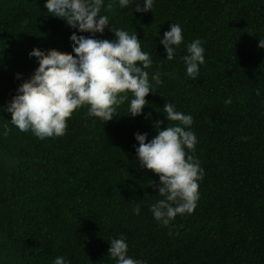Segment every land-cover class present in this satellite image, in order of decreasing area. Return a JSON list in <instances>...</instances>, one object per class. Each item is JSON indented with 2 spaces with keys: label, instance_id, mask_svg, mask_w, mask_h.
<instances>
[{
  "label": "trees",
  "instance_id": "obj_1",
  "mask_svg": "<svg viewBox=\"0 0 264 264\" xmlns=\"http://www.w3.org/2000/svg\"><path fill=\"white\" fill-rule=\"evenodd\" d=\"M45 3L0 0V264H54L57 257L116 264L107 253L119 238L127 256L144 264H264V0H153L143 13L136 6L144 0L125 7L114 0L111 11L101 10L109 26L95 35L115 39L112 26L138 36L153 61L149 103L132 117L129 93L108 122L84 106L63 136L40 139L14 126L6 106L38 67L33 48L71 53V34H82ZM172 23L183 42L168 60L160 41ZM196 39L205 51L193 78L183 57ZM165 103L193 118L186 130L197 143L185 151L203 170L194 211L167 226L150 210L164 197L150 184L159 176L141 166L135 139L137 132L155 137L157 121L161 128L178 123L167 121Z\"/></svg>",
  "mask_w": 264,
  "mask_h": 264
},
{
  "label": "clouds",
  "instance_id": "obj_2",
  "mask_svg": "<svg viewBox=\"0 0 264 264\" xmlns=\"http://www.w3.org/2000/svg\"><path fill=\"white\" fill-rule=\"evenodd\" d=\"M128 4L129 0H119L121 7ZM45 7L50 15L65 20L82 34H71V53L55 48L30 51L29 55L38 59V67L18 86L6 106L11 113V123L21 132L31 131L40 139L63 136L67 120L76 110L87 106L89 116L108 122L116 116V107L129 99V93L132 98L127 114L132 117L142 114L149 103L146 96L153 92L146 71L153 61L141 50L138 36L111 26L115 39L96 37L95 33L102 34L110 24L108 16L101 14L104 0H46ZM113 7L114 0L106 5L105 11ZM152 7L153 0H144L143 7L137 5L136 11L143 13ZM182 42L181 26L172 23L160 41L168 60L174 58ZM259 47L264 48V40L260 39ZM204 51L199 39L187 45L188 54L183 59L189 77L198 75L199 65L204 63ZM152 79L156 84L162 83L159 72ZM225 102L231 103V98ZM163 112L168 122L178 123L161 128L163 121H157L155 127L160 130L155 137L148 141L147 133L137 132L135 139L139 145L136 147L139 162L159 176V184L154 181L150 184L164 197L150 210L157 221L167 226L178 214L194 211L199 198L198 180L203 178V170L199 161L185 151L187 148L194 152L197 143L195 134L186 130L193 118L176 111L171 103L163 105ZM139 212L137 204L134 213ZM110 245L107 254L116 264H144L127 256L128 245L123 238L110 240ZM54 264L66 262L63 257H57Z\"/></svg>",
  "mask_w": 264,
  "mask_h": 264
}]
</instances>
